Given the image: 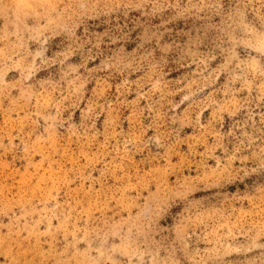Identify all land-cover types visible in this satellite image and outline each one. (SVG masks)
I'll return each mask as SVG.
<instances>
[{
  "label": "rangeland",
  "instance_id": "rangeland-1",
  "mask_svg": "<svg viewBox=\"0 0 264 264\" xmlns=\"http://www.w3.org/2000/svg\"><path fill=\"white\" fill-rule=\"evenodd\" d=\"M0 264H264V0H0Z\"/></svg>",
  "mask_w": 264,
  "mask_h": 264
}]
</instances>
